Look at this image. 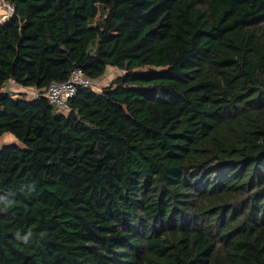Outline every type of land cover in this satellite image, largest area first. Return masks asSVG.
Segmentation results:
<instances>
[{"label":"trees","instance_id":"obj_1","mask_svg":"<svg viewBox=\"0 0 264 264\" xmlns=\"http://www.w3.org/2000/svg\"><path fill=\"white\" fill-rule=\"evenodd\" d=\"M5 1L0 264H264V0Z\"/></svg>","mask_w":264,"mask_h":264},{"label":"built area","instance_id":"obj_2","mask_svg":"<svg viewBox=\"0 0 264 264\" xmlns=\"http://www.w3.org/2000/svg\"><path fill=\"white\" fill-rule=\"evenodd\" d=\"M0 7L6 10L9 17L16 14V9L5 0H0ZM78 86H94V82L87 78L82 70H76L69 80L52 83L46 96L61 111H67L69 109L68 102L75 96Z\"/></svg>","mask_w":264,"mask_h":264},{"label":"rangeland","instance_id":"obj_3","mask_svg":"<svg viewBox=\"0 0 264 264\" xmlns=\"http://www.w3.org/2000/svg\"><path fill=\"white\" fill-rule=\"evenodd\" d=\"M9 18L8 13L6 12L5 9L0 7V25L6 21V19ZM124 74V71L116 69V68H109L106 75L103 77L97 79L94 81V89L96 91H102L104 88L110 85V83L116 79L117 77H120ZM6 91H11L16 93L17 95H24L27 98H34L37 95L36 90L34 89H24L21 86L17 85L16 83L9 82L6 87ZM18 141L12 134H5L3 137H0V147L3 144H8V143H17Z\"/></svg>","mask_w":264,"mask_h":264},{"label":"water","instance_id":"obj_4","mask_svg":"<svg viewBox=\"0 0 264 264\" xmlns=\"http://www.w3.org/2000/svg\"><path fill=\"white\" fill-rule=\"evenodd\" d=\"M150 72H151V73H159V72H157L155 69H150Z\"/></svg>","mask_w":264,"mask_h":264}]
</instances>
